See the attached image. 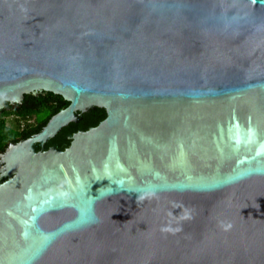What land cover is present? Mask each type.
Segmentation results:
<instances>
[{
  "label": "water",
  "instance_id": "obj_1",
  "mask_svg": "<svg viewBox=\"0 0 264 264\" xmlns=\"http://www.w3.org/2000/svg\"><path fill=\"white\" fill-rule=\"evenodd\" d=\"M0 264H264V0H0ZM106 117L43 147L77 111Z\"/></svg>",
  "mask_w": 264,
  "mask_h": 264
},
{
  "label": "flooded vegetation",
  "instance_id": "obj_2",
  "mask_svg": "<svg viewBox=\"0 0 264 264\" xmlns=\"http://www.w3.org/2000/svg\"><path fill=\"white\" fill-rule=\"evenodd\" d=\"M60 97L61 96L52 94L50 92L41 91L36 95L29 94L24 96L23 100L19 103H5L2 113H12L11 115L7 116V121L11 119V121L14 122L13 124L20 125L23 123V126H20V129H17L14 125H11L10 127L14 129L15 135L12 140H9L5 145L0 147V183L7 180V177H1L5 167L2 155L7 151L9 143H17L21 140L32 137L41 131V129L46 125L52 116L59 113L61 110L66 109L69 104L61 108L59 103ZM95 108H92L86 112L77 111L75 113L77 119L76 121L70 122L55 137L47 141L43 147L35 145L36 151H46L52 147L60 150H65L68 148L71 144V140L69 139L70 135H74L80 131H87L89 128L97 126L102 120L105 119L106 115L104 117L98 118L96 123H94V116H92V114ZM29 110H32L34 114L27 115L28 117H25L26 120H20V117L22 116L15 115L13 113L20 112L23 114ZM45 117H47V120L44 122V124H42V120Z\"/></svg>",
  "mask_w": 264,
  "mask_h": 264
},
{
  "label": "trees",
  "instance_id": "obj_3",
  "mask_svg": "<svg viewBox=\"0 0 264 264\" xmlns=\"http://www.w3.org/2000/svg\"><path fill=\"white\" fill-rule=\"evenodd\" d=\"M53 94V93H52ZM27 96V95H25ZM60 107L62 108L63 106H66L67 104H69L67 101H65L62 97H60ZM3 112V109L0 110V147L5 145L6 142H8L9 140H12V138L14 137L15 135V132H14V129H12L10 127V125H8V121H7V116L11 115L12 113L11 112H7V113H2ZM15 115H18V116H22L20 117V120H26L25 117H28L27 115H32L34 114V112L31 110L29 111H26L25 113H20V112H13ZM106 114H105V110L102 109V108H95L94 109V112L92 114L93 117V120H94V123H96V120L98 118H101V117H104ZM47 120V117L43 118V122L42 124H44V122H46ZM20 126V125H18Z\"/></svg>",
  "mask_w": 264,
  "mask_h": 264
},
{
  "label": "rangeland",
  "instance_id": "obj_4",
  "mask_svg": "<svg viewBox=\"0 0 264 264\" xmlns=\"http://www.w3.org/2000/svg\"><path fill=\"white\" fill-rule=\"evenodd\" d=\"M13 123H14V122H12L11 119L8 120V125H10V126H11V125H12V126L14 125L15 128L20 129V126H18L19 124H13Z\"/></svg>",
  "mask_w": 264,
  "mask_h": 264
},
{
  "label": "built area",
  "instance_id": "obj_5",
  "mask_svg": "<svg viewBox=\"0 0 264 264\" xmlns=\"http://www.w3.org/2000/svg\"><path fill=\"white\" fill-rule=\"evenodd\" d=\"M20 126H23V123H22V124H20Z\"/></svg>",
  "mask_w": 264,
  "mask_h": 264
}]
</instances>
